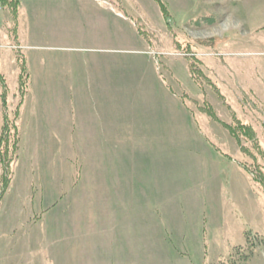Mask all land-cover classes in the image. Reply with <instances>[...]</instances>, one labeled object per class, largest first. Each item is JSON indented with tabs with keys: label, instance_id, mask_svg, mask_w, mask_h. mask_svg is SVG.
<instances>
[{
	"label": "rangeland",
	"instance_id": "rangeland-1",
	"mask_svg": "<svg viewBox=\"0 0 264 264\" xmlns=\"http://www.w3.org/2000/svg\"><path fill=\"white\" fill-rule=\"evenodd\" d=\"M160 1L0 6V264H264V0Z\"/></svg>",
	"mask_w": 264,
	"mask_h": 264
},
{
	"label": "trees",
	"instance_id": "trees-1",
	"mask_svg": "<svg viewBox=\"0 0 264 264\" xmlns=\"http://www.w3.org/2000/svg\"><path fill=\"white\" fill-rule=\"evenodd\" d=\"M156 1L158 2L159 6H160V9H161V12L163 13V16H166L167 11L164 7V4L160 0H156ZM20 2H21V0H0V6L2 8L3 7L8 8L10 10L12 16L14 18H16ZM18 57H20V58L17 59V61H18L17 65L19 67L17 82H18L19 93L22 96V95H24L25 81H26V78L28 76V73H27L26 61H25L24 57L23 56H18ZM0 89H1L0 97L2 100L3 108L5 109V106H6L5 95H6L7 87H6L4 78H3L1 73H0ZM3 119H4V122L2 124L1 135H0V163H2V168H3V173L1 174V179H0V200H1L5 190L7 188L8 183H9V179H10V177H9V174H10L9 163L12 160V159H9L7 157V153L9 151V145H7V143H8V140L10 138L11 128L8 125V119H7L6 114H4ZM14 136L15 135H13V138H14ZM17 143H18V138L14 139V141L11 143L12 153H14V152L16 153ZM251 174H252L253 180L264 187V176L259 178L256 175H254L253 173H251ZM263 192H264V189H263ZM249 238L250 237L248 236V239H247L248 243L250 241Z\"/></svg>",
	"mask_w": 264,
	"mask_h": 264
},
{
	"label": "crops",
	"instance_id": "crops-1",
	"mask_svg": "<svg viewBox=\"0 0 264 264\" xmlns=\"http://www.w3.org/2000/svg\"><path fill=\"white\" fill-rule=\"evenodd\" d=\"M20 7H21V2H20V5H19V7H18V10L20 9ZM18 16H19V12L17 11V16H16V18H14V22H13V24H15V34H14V38H17V32L19 31V28H20V24H19V19H17L18 18ZM11 23H7L6 25H4L3 27H5V29H9L10 27H11ZM4 36H7V34H1L0 33V40L2 39V37H4ZM90 81H92V80H90ZM100 152L102 153V151L100 150ZM102 157V156H101ZM100 160H102V159H100Z\"/></svg>",
	"mask_w": 264,
	"mask_h": 264
}]
</instances>
